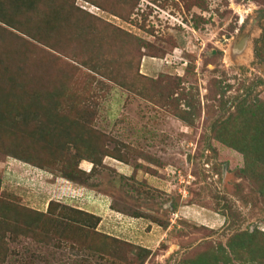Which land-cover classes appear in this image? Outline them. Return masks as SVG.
<instances>
[{"label":"rangeland","instance_id":"1","mask_svg":"<svg viewBox=\"0 0 264 264\" xmlns=\"http://www.w3.org/2000/svg\"><path fill=\"white\" fill-rule=\"evenodd\" d=\"M252 106L264 0H0V264H264Z\"/></svg>","mask_w":264,"mask_h":264},{"label":"trees","instance_id":"2","mask_svg":"<svg viewBox=\"0 0 264 264\" xmlns=\"http://www.w3.org/2000/svg\"><path fill=\"white\" fill-rule=\"evenodd\" d=\"M14 18H16V16H13ZM10 19L12 20V17H9V21ZM11 22V21H10ZM237 116L240 117L241 122L237 123L236 129L233 127L228 133L227 136L228 140L226 142L228 144L229 147L233 148L235 151L241 153V155L243 156V162L245 165H248V162L252 159V157L250 156V150H249V141H250V148L253 147L254 145H256L258 148V150H260L263 154H264V109L260 106L258 108V106H252V107H239L237 109ZM249 121H257L261 124V128H259V126L253 125V130H251L249 128L250 123ZM247 123L249 124V126L247 125ZM224 128V127H223ZM222 130V129H221ZM221 130H218L216 133L220 134L222 137V133L225 131L223 130L221 132ZM250 131H253L252 134L249 135ZM220 138V137H219ZM249 140V141H248ZM248 144V145H247ZM264 156V155H263ZM256 161H260V158L255 157ZM261 165L259 168L260 172L257 175V177L260 179V187H259V193L261 194V196L264 197V159H261ZM62 176L63 177H67V178H72L71 175L69 174V171H66L65 173L62 172ZM52 201H49L47 204V207H49ZM69 210L73 213H77V214H81L83 212H80L77 209H73V208H69ZM48 211V210H47ZM86 217L89 218H95V222L93 225H95L98 221V217L91 215L90 213L85 212L84 213ZM132 217H139V215H137V213H134L133 215H131ZM68 217V216H67ZM75 220V219H74ZM256 233V230H252L251 232L248 233H237L235 234V236H233V238L228 240L227 243V249L229 250L230 254L232 256H237V253L240 252H245V254L248 256V260L249 261H253V260H259V259H263L264 258V247L262 245H256L254 247H250L251 245V240H250V236H253ZM246 235L244 238H241V236ZM110 237V236H108ZM113 238V237H111ZM204 260L202 258H199L197 261V264H204L203 263ZM196 264V263H194Z\"/></svg>","mask_w":264,"mask_h":264},{"label":"crops","instance_id":"3","mask_svg":"<svg viewBox=\"0 0 264 264\" xmlns=\"http://www.w3.org/2000/svg\"><path fill=\"white\" fill-rule=\"evenodd\" d=\"M119 216L125 217V215H123V214H120V213H119ZM130 217H132V216H130ZM125 218H126V217H125ZM132 218H134V219H135V218H137V217H132ZM138 218H139V217H138Z\"/></svg>","mask_w":264,"mask_h":264}]
</instances>
